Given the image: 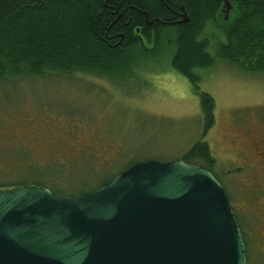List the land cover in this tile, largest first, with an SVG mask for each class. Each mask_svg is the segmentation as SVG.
Instances as JSON below:
<instances>
[{
  "label": "rangeland",
  "instance_id": "rangeland-1",
  "mask_svg": "<svg viewBox=\"0 0 264 264\" xmlns=\"http://www.w3.org/2000/svg\"><path fill=\"white\" fill-rule=\"evenodd\" d=\"M168 60L154 52L147 86L59 75L0 84V191L24 181L82 193L132 163L182 160L199 141L210 146L227 192L242 190L238 150L264 136V77L199 70L200 93L216 104L215 126L203 137L201 98ZM51 130L60 137L48 150L41 140Z\"/></svg>",
  "mask_w": 264,
  "mask_h": 264
},
{
  "label": "trees",
  "instance_id": "trees-1",
  "mask_svg": "<svg viewBox=\"0 0 264 264\" xmlns=\"http://www.w3.org/2000/svg\"><path fill=\"white\" fill-rule=\"evenodd\" d=\"M230 1L233 21L219 30L222 0H0V84L59 75L120 85L139 79L147 86L144 75L154 72L152 57L161 51L171 70L200 96L205 137L215 126L216 104L200 93L198 71L228 67L264 77V0ZM182 5L188 23H182ZM84 158L90 159L88 164L95 155ZM182 160L214 172L215 158L207 143L197 142ZM121 172L75 194L59 185L35 184L72 198L109 183Z\"/></svg>",
  "mask_w": 264,
  "mask_h": 264
},
{
  "label": "water",
  "instance_id": "water-1",
  "mask_svg": "<svg viewBox=\"0 0 264 264\" xmlns=\"http://www.w3.org/2000/svg\"><path fill=\"white\" fill-rule=\"evenodd\" d=\"M218 26L233 20L222 0ZM182 23L190 21L184 5ZM0 264H248L224 187L183 160L141 161L74 197L0 191Z\"/></svg>",
  "mask_w": 264,
  "mask_h": 264
},
{
  "label": "flooded vegetation",
  "instance_id": "flooded-vegetation-1",
  "mask_svg": "<svg viewBox=\"0 0 264 264\" xmlns=\"http://www.w3.org/2000/svg\"><path fill=\"white\" fill-rule=\"evenodd\" d=\"M59 137L51 130L41 143L50 150ZM238 157L243 165L240 180L244 184L243 189L232 192L224 190L242 232L247 263L264 264V136L258 134L248 138L243 148L238 150ZM211 173L219 180L215 170ZM253 181H257V184L252 186Z\"/></svg>",
  "mask_w": 264,
  "mask_h": 264
}]
</instances>
